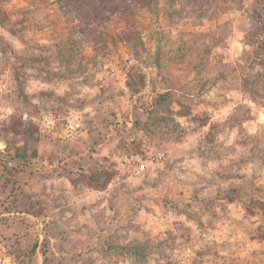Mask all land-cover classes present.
Instances as JSON below:
<instances>
[{
    "label": "rangeland",
    "instance_id": "obj_1",
    "mask_svg": "<svg viewBox=\"0 0 264 264\" xmlns=\"http://www.w3.org/2000/svg\"><path fill=\"white\" fill-rule=\"evenodd\" d=\"M246 2L0 0L13 264H264V0ZM41 112L54 135L22 115Z\"/></svg>",
    "mask_w": 264,
    "mask_h": 264
},
{
    "label": "clouds",
    "instance_id": "obj_2",
    "mask_svg": "<svg viewBox=\"0 0 264 264\" xmlns=\"http://www.w3.org/2000/svg\"><path fill=\"white\" fill-rule=\"evenodd\" d=\"M250 4H251V0H247V2L244 5L245 9H247L250 6ZM241 16H242V13L237 12V13H234L232 17H226V19L233 18V17L235 18L236 23L233 25V29L234 30H236V26L240 23V17ZM245 24H246V22H245ZM4 35L7 36L6 33ZM237 37L242 39L243 38V33L240 32V31H237ZM18 47L19 46L17 45V48ZM46 87H47L46 85H40L39 86V88H46ZM27 91L29 93L37 91L36 85H32V87L29 88ZM66 91H68V89L66 87H62V88H60L57 91V95L62 96ZM81 91H82V93H87L88 89H82ZM7 93H8V89L7 88L0 89V94H7ZM205 99L211 100L210 97H206ZM32 103L33 104H38L39 102L36 101V100H33ZM173 108H174V110L178 111V109L175 108V105L173 106ZM205 110H207L209 112L212 111L211 108L205 109L204 107L200 106L199 108L194 109L193 115H196L197 113L205 111ZM230 111H231L230 108H221L219 111H217V114L212 117V120L213 121L223 122L227 118L228 113ZM14 114H15V108L13 106L9 105V103L6 102V101H0V121H8L9 117L13 116ZM22 115H23V118L25 120H28V119L31 118L34 123L39 124L40 125V130H41L42 133H48V134L54 135L53 128L50 126L52 124V116H51V114L45 115L43 112H41L40 115L43 118L42 120L36 118L35 116L29 117V115L24 114V113H22ZM177 122L184 128L191 127L187 123L186 120L178 119ZM56 123H58V121H56ZM259 123L264 125V109H261V120L259 121ZM248 127H249L248 124H243V128H248ZM207 131H208V129L205 128L202 133L198 134V136H189L187 138V141L189 143H191V139H194V138H197V137H202L203 134L206 133ZM232 134L235 135V130L233 131ZM220 139L223 140L224 137L222 136V137H220ZM228 143L230 144L231 141L229 140ZM161 155H163V153H161ZM157 166L163 167V165H157ZM181 179H187V177H181ZM161 194H163V190H161ZM143 216H144V214L141 211L140 217L136 221V223H141L142 220H143ZM179 219H180V221H184V217H182V216ZM188 226L192 227L191 224H188ZM6 253H7V249L3 248V246L0 245V264H13L12 258L8 257L6 255Z\"/></svg>",
    "mask_w": 264,
    "mask_h": 264
},
{
    "label": "built area",
    "instance_id": "obj_3",
    "mask_svg": "<svg viewBox=\"0 0 264 264\" xmlns=\"http://www.w3.org/2000/svg\"><path fill=\"white\" fill-rule=\"evenodd\" d=\"M0 245H2L3 248H6V249H7V253H6V255H7L8 257H11V258H12L11 254H10V248H9V245L7 244V242L4 240V238H3L1 235H0ZM12 260H13V258H12Z\"/></svg>",
    "mask_w": 264,
    "mask_h": 264
},
{
    "label": "trees",
    "instance_id": "obj_4",
    "mask_svg": "<svg viewBox=\"0 0 264 264\" xmlns=\"http://www.w3.org/2000/svg\"><path fill=\"white\" fill-rule=\"evenodd\" d=\"M91 4H92V3H91ZM94 4H96V3H94ZM127 86H128V84H127ZM128 88H129V90H131V86H130V85L128 86Z\"/></svg>",
    "mask_w": 264,
    "mask_h": 264
}]
</instances>
